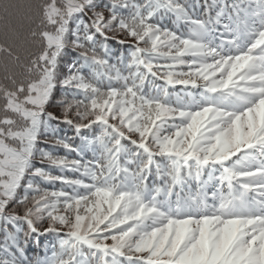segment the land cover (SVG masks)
I'll return each instance as SVG.
<instances>
[{
  "label": "snow or ice",
  "instance_id": "obj_1",
  "mask_svg": "<svg viewBox=\"0 0 264 264\" xmlns=\"http://www.w3.org/2000/svg\"><path fill=\"white\" fill-rule=\"evenodd\" d=\"M0 264H264V0H0Z\"/></svg>",
  "mask_w": 264,
  "mask_h": 264
},
{
  "label": "trees",
  "instance_id": "obj_2",
  "mask_svg": "<svg viewBox=\"0 0 264 264\" xmlns=\"http://www.w3.org/2000/svg\"><path fill=\"white\" fill-rule=\"evenodd\" d=\"M113 46L116 47V45H113ZM121 50H123V49H121ZM181 90H182L181 86H177L175 89H170V91L173 92V93L179 92ZM66 131H67V128H66ZM59 154L63 155L64 153L61 150L59 152ZM53 171H54V174H57L55 170H53ZM56 187H59V185H57ZM50 239H51V237L41 238L42 245H47Z\"/></svg>",
  "mask_w": 264,
  "mask_h": 264
}]
</instances>
